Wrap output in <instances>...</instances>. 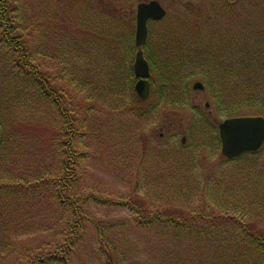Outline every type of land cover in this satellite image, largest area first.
Here are the masks:
<instances>
[{"label":"trees","instance_id":"trees-1","mask_svg":"<svg viewBox=\"0 0 264 264\" xmlns=\"http://www.w3.org/2000/svg\"><path fill=\"white\" fill-rule=\"evenodd\" d=\"M104 1L102 0V3ZM120 1L112 0L114 8L111 9L106 8L107 5L112 6V3L106 0V6L101 8L103 12L101 9L95 12L96 7L101 4L100 0L99 2L98 0L56 1L59 9L55 14L63 16L64 28L67 29L66 34L69 37L63 42L66 46L63 50L60 48V53L68 50V54L64 52L63 60L76 76V80L72 81L73 89L68 92L64 87L56 84L55 77L47 76L44 63L36 57L40 56L39 51L42 52L43 58L45 57L43 39H40L42 46L31 47L28 38L23 33H19L21 27L14 23L12 17L14 9L11 7L14 2L0 0V157L13 155L9 153L11 149H5L9 137L12 136L10 134L14 133L15 124L21 120L17 116V111L23 115L25 108H28L33 115H41L44 123L52 121V115L62 120L60 130L57 129L49 141L53 146L50 148L52 165L58 158L61 164L60 174L53 173L51 169V171L48 170L47 175L38 172L36 176L28 175L14 182L10 181L11 177L3 178L0 175V246L3 248L0 247V252L4 254L11 248L13 242H17L19 233L12 234L7 228L13 221L20 218L19 209L24 205L23 201L31 204L30 201H34L36 195L37 200H40L39 189H43L44 193L47 192V196L53 199L44 200L49 210H54L55 204L58 208L69 209L71 215L70 219L65 220L62 225L61 221L56 220V216L54 217V226L59 227L58 234L48 236L49 239L46 242H40L35 247L27 248L22 242L11 264H68L77 246L84 240L86 223L90 221V218L83 212L82 205H80L82 197L77 194L74 185L80 178L78 173L80 162L86 157V152L78 151L77 148V145L81 144L86 137V132L79 131V128L85 122L84 118L91 109L89 103L87 107H82L81 104L94 99L98 86H100L101 89L99 93L97 92L96 98L98 108L104 110L107 101L102 98V91L108 90L106 84H109L110 88L115 83L112 88L114 90L118 85L124 84L121 81L127 82L128 78H133L132 81H135L134 86H131L134 102L138 105L148 102L139 99L134 91L138 78L135 76L134 66L130 59L132 53L123 52L125 53L123 56L122 53L114 55L112 52L114 43L117 44V39L122 38L121 32L115 27H113V35L106 32L98 34L94 32L100 38L99 45H97L95 41L90 43L89 37L84 33L85 30L79 25L81 21L92 24L93 15L98 14L99 17L100 12L101 14L109 13L108 9L113 10L111 17L122 23L120 11L125 10V15L128 16L133 9H125V7L118 9V5L114 2L119 4ZM230 6L229 3L224 4L223 8L215 6L214 11L223 18L231 10L228 8ZM233 12L237 25H232L235 28L230 36H227L229 33L225 29L223 33L218 32L217 27L209 33L213 38L210 40L203 31L196 30L190 34L195 39V44L191 45L192 42L182 44L185 48L179 53L189 52L191 55L195 53L197 60L193 58L189 60L190 65L195 66L203 65L204 62L208 63L204 59H212L213 55L210 51L213 47L219 48V54L223 55V65L218 69V64L209 63L210 67L206 69V75L201 76L211 92L214 105L218 110L217 116L220 119L223 116L226 118L238 116L248 109L259 110L264 105V102H261L263 93L260 92L261 87L259 86L261 79H258L257 73L258 70L264 68V0H248L242 4L240 2ZM84 14H90V16L86 17ZM104 17H107L109 22L110 17ZM217 22L219 23L218 19ZM133 29L130 30L131 32L127 29V34L130 38L134 37L135 45L136 29ZM216 34L219 36H215ZM152 35L153 32H149L150 38L145 47L149 51L146 55L152 70L153 93L161 101L187 106L190 85L188 83L189 86H184L177 80L181 71L173 69L170 63H166L168 68L160 64L164 60L163 57L159 61L156 59L150 48ZM79 43H82L80 49ZM94 48L97 51H101L100 48L103 51L106 50L108 54L106 62L110 71L103 80L99 81L89 77L84 79L79 73L82 68L83 71L85 70V75L89 76L90 73L96 75L98 68L95 64H90L91 59L89 53L86 52ZM204 51L207 52L208 57L204 56ZM72 57L84 65L81 66L79 63L76 65ZM179 63L182 64L180 61ZM216 68L218 72L225 69L222 74L225 79L222 88L218 83L221 75L216 74ZM167 70L170 71L167 72ZM255 71L256 77L252 79ZM189 75L195 77L191 72ZM222 90L225 91L224 94L221 93ZM232 103L238 106L234 108ZM137 107L139 112L133 114V117L140 118L145 113L142 114L144 110L140 106ZM150 108L151 106H148V109ZM82 117H84L83 122L79 123ZM204 130H206L205 126ZM217 130L218 127L215 125L210 129V132L215 133L214 135H200L202 138H209V136L214 138L208 139L213 146L206 144L204 146L212 149L213 155L217 154V148L221 144ZM130 132L132 134L133 130H129L128 135H113L117 141V147L123 151L121 159L124 163L130 166L131 163L138 162V165H142L141 163L144 162L142 177L151 176L153 178L161 169L163 177L166 174L167 180L172 183L170 184L171 190L169 187L167 190L169 196L182 195L180 193L182 188L185 189L187 181L194 176V173L184 168H176L183 167L180 164L185 165L183 162L186 159L182 157L183 155L174 151H163L155 146L150 147L147 142L144 151L140 150L144 142L139 144L138 136L130 135ZM190 137L191 140L196 138L195 135H190ZM27 138L30 137L25 135V139ZM198 141L203 145V141L199 139ZM33 151H38V148L30 151V154ZM139 152L141 157L137 161ZM262 154H264V145L258 151L246 152L233 159L224 156L227 163H237L238 166L231 169L228 176H223V181L218 183L220 187H215L213 190L210 183L207 184L208 181H203L200 177L190 180L193 182L192 190L199 189L211 202L197 210L183 212L179 208L175 210L156 208L148 213L149 211L137 205L136 201H131V205L128 206L135 211L137 227L147 231L149 238L152 239V244L146 243L149 246L150 258L144 260L143 264H264V162L261 164L259 162ZM126 158L129 159L127 162ZM134 171L137 172V169ZM158 180L164 184V180L158 179L157 175L155 182L159 183ZM191 193L188 191L185 194ZM93 196L96 197L94 193H89L86 199L92 201L91 198H93L103 201L100 197L94 198ZM211 207H213L212 210ZM94 227L97 232L99 251L107 255L106 264H134L133 260L125 262L124 252L119 251V249L122 250L119 245L120 238L109 235L106 223L96 220ZM12 238H14L13 242Z\"/></svg>","mask_w":264,"mask_h":264},{"label":"rangeland","instance_id":"rangeland-1","mask_svg":"<svg viewBox=\"0 0 264 264\" xmlns=\"http://www.w3.org/2000/svg\"><path fill=\"white\" fill-rule=\"evenodd\" d=\"M56 1L57 0H11V2H14L11 5L14 9L12 17L14 23L21 27L19 33H23L25 37L28 38L31 47L42 46L41 40L43 39L45 57L43 58L41 51H39L40 56L36 57L44 63V70L47 76L52 78L55 77V79H57L56 84L58 83L57 85L64 87L65 91L67 90L70 92L73 89L72 81L76 80V76L65 64V60H63L64 52L68 54V50H64V52L60 53V48L63 50V47L66 46L63 42L67 41L69 37L66 34L67 29L64 28L63 16L55 14L56 10L59 9V5ZM105 1L102 3V0H100L101 4L96 7L95 12L100 11L102 6H106ZM108 1L112 3V0ZM158 1L167 9V14L163 19L149 22V32H153L152 45L150 48L158 61L163 57L164 60L160 62L161 65L168 68L166 64L168 62L173 66V69H177L178 72L181 71V74L178 75L180 77H177V80L184 86L190 85V90H188L187 94L188 104L187 106H180L169 103L168 101H161L159 97L155 96L152 89L149 98L145 100L148 102L138 105L137 102H134L131 89V86H134L135 82L134 80L132 81L133 78H128L127 82L120 80L125 85H118L114 90H112V88L115 83L112 84L113 86L110 88L109 84H106L108 90L102 91V98L107 101L104 110L98 108V101L96 98L97 92L99 93L101 89L100 86H98L94 99H89L87 100L88 102L85 101L81 104L82 107H87L89 103L91 110L86 114L85 118H80L81 122L80 120L78 121L82 123L83 118L85 120L80 128L79 124H77L79 131L86 132L85 139L82 140L81 144L77 145L78 151L86 152V157L80 162L78 170L80 178L74 185V189L77 194L82 197L80 205H82L83 212L90 218V221L86 223L84 240L77 246V250L71 255L68 264L107 263V255L99 251L97 232L94 227L96 220L101 223H106L110 236L120 238L119 245L123 251L120 249L119 251L124 252L126 263L132 262L131 260H133L134 264H143L144 260L150 258L148 255L149 246L146 245V243L152 244V239L149 238L150 236L147 231L137 227V216L135 211L131 210L130 206H128L131 205V201H136L135 203L143 207L145 211H149L148 213H150V210L156 208L168 210L179 208L183 212L197 210L198 208L209 205L211 202L208 201V198H205V195H203V192L199 189L192 190L191 185L193 182L190 180L200 177L203 181H208L207 184L210 183V186H212L211 189L213 190L215 187H220L218 183L223 181V176H228L230 170L238 166L237 163L226 162L222 154V142L217 148V154L213 155V150L204 146H213L208 139L210 138L212 140L214 138H212V136H209V138L200 137V135H214L215 133L210 132V129L215 125L218 127L217 135H220L219 124L226 119L224 116L221 119L218 118V110L214 105L211 92L203 82V77L201 76L203 74L206 75V69L210 67L209 63L218 64L217 67L219 69V66L223 65V55L219 54V48L213 47L210 51L213 55L212 59L205 58L204 60L208 63L204 62L203 65L194 66L190 65L189 60L191 58L197 60L195 53L192 55L189 52H184L183 54L179 53L185 48L182 44L191 42V45L195 44V39L190 36L193 31H203L205 35L209 36V38L207 37L208 39L213 40L209 33L213 32L215 28L217 29L218 27V32L221 31L223 33L225 29V31L229 33L227 36H230L233 28L237 25L233 10L240 2L242 4L248 0ZM139 2L141 1L121 0L119 4L114 2L115 5H118V9H122L123 7H125V9H133L128 16L125 15L124 9V11H120L122 23L117 20L116 22L115 19L111 17L113 10L110 11L109 9V13L105 14H101V12H103V9H101L99 17L97 13V15H93L94 20L91 21L92 24L82 21L79 22V25L85 30L84 33L89 37L90 43H94L95 41L97 45H99L98 40L100 38H98L95 33L106 32L113 35V27H115V29L121 32L122 38L119 40L117 39V44L114 43L112 52L114 55L122 53L123 56L125 55L123 52H131L132 55L130 59L132 60L133 66L138 47L136 43L134 45V37H128L127 29H129V31L133 28L136 29V11ZM123 3L126 4L123 5ZM227 3L231 4V6L228 7L231 8V10L222 18L221 15L218 16L214 9L215 6H221V8H223L222 6ZM106 8L113 9V3L110 7L107 5ZM228 8H226V10H228ZM84 15L86 17L90 16V14ZM104 16L110 17H108L110 19L109 22L106 19L107 17ZM118 20H120V18ZM215 36L218 37L219 35L216 34ZM149 38L148 35V40ZM146 45L147 42L143 46V51L147 58L146 54L149 53V51L146 50ZM81 46L82 43H79V49ZM115 46L118 47L115 48ZM99 50L101 51H97L96 48H94V50H86L91 59L90 64H95L98 70L95 76L91 73L87 76L85 75V70L83 71L81 68L79 73L84 79L89 77L99 81L103 80L108 75L110 71L106 62L108 54L106 50L103 51L101 48ZM204 52V56L208 57L207 52ZM93 53L95 55H93ZM72 58L75 60L74 57ZM78 61L79 60H75L76 65L77 63L81 66L84 65L81 61ZM179 61L182 62V64H180ZM224 70L225 69L218 72L216 68V74L221 75V79L218 81L219 87L221 88L224 87L225 83V79H223L224 77L222 75L224 74ZM150 71L151 79V66ZM169 71L170 70H167V72ZM190 72L193 73L195 77L190 76ZM257 73L258 79H261V84L259 85L261 87L260 92L263 93V100L261 102H264V68L258 70ZM254 77H256V71L252 79ZM197 83H202L204 88H195V84ZM134 91L136 93L135 88ZM224 92V90L221 91L222 94H224ZM136 95L138 96L137 93ZM232 105L235 106L234 108L238 106L233 103ZM137 106H140L141 109L144 110L142 114L145 113V115L140 118L133 117V114L139 112ZM148 106H151V108L148 109ZM106 110H110L111 112ZM16 113L21 120L15 124L14 133L10 134V136H12L9 137V142L5 149H11L9 153L13 155H4L0 157V175L3 178L11 177L12 179L10 181L14 182L15 180L18 181L21 178H26L28 175L32 177L36 176L38 172L47 175L48 170L51 171V169L53 173L60 174L61 164L58 158H55L56 161L52 165L50 148L53 146H51L49 141L54 136L56 130H60L61 118L52 115V121L49 120L48 123H44L41 115H33L28 108H25V113L23 115L19 111ZM250 115L264 116V105L259 110L248 109L238 116ZM204 126L206 130H204ZM191 127H193V130H191ZM129 130H133V133L131 134L130 132V135L138 136L140 139L139 144L144 142L140 150L144 151L147 147L145 146L147 142L150 147L155 146L163 151H174L183 155L182 157L186 159V161L184 160L183 162L185 165L180 164V166L182 165L183 167L176 168H184V170L194 173V176L187 181L185 189L182 188L183 191L181 190L180 192L182 195L169 196L167 190L168 187L171 190L172 183L167 180L166 174L165 177H163L160 168L159 172H156L155 177H142L144 171L142 167L145 166L144 162L141 163L142 165H138V162L131 163L130 166L124 163V160L121 159V153H123V151L117 147V141L113 138V135H128ZM25 135H28L30 138L25 139ZM190 135H195V140H191ZM198 139L201 142L203 141V145L199 143ZM34 148H38V151H33L32 154H30V151ZM140 157L141 155L139 152L136 160L139 161ZM128 160L129 159L126 158V162ZM259 160L260 164L264 162V154L260 155ZM4 164L6 165L3 166ZM50 166H52V168H50ZM135 169H137V172L134 171ZM157 175L158 179L164 180V184L159 182V180V183L155 182ZM189 186H191V188ZM188 191L192 193L185 194ZM89 193H94L96 197H100L103 201L93 198H91L92 201L86 199ZM39 195L40 200H37L36 195L35 200L30 201L31 204L27 201H23L24 205L19 209L20 218L17 221H13L10 226H8L7 229L12 234L15 232L19 234L17 235L18 238L16 237V243L13 242L14 238H12L13 245L8 251L4 254L0 252V264H11L12 259L17 256V250L21 248L19 245L22 242L25 244L24 247L26 248L35 247L40 242H46L49 239L48 236H52V234L54 235L55 233L58 234L57 230L59 227L54 226L55 216L56 220L59 219L61 221V225L65 220L70 219L69 217H71V215L69 209H61L54 204L56 208L54 210H49L44 200L53 199L49 198L47 192L44 193L43 189H39ZM212 208L213 207L210 209L212 210ZM215 210L218 212L217 209ZM205 212L208 211L205 210ZM61 215L64 216L59 217ZM261 224L263 225V222H261ZM1 249L3 248L1 247Z\"/></svg>","mask_w":264,"mask_h":264},{"label":"water","instance_id":"water-1","mask_svg":"<svg viewBox=\"0 0 264 264\" xmlns=\"http://www.w3.org/2000/svg\"><path fill=\"white\" fill-rule=\"evenodd\" d=\"M166 14L167 10L158 0L143 1L137 5L136 45L138 51L134 71L139 77L135 89L142 100H147L151 93L150 65L143 51L149 33L148 22L163 19ZM195 88L203 89L204 85L197 83ZM219 131L222 153L227 158L232 159L245 152L257 151L264 145V116L227 118L219 124Z\"/></svg>","mask_w":264,"mask_h":264},{"label":"bare ground","instance_id":"bare-ground-1","mask_svg":"<svg viewBox=\"0 0 264 264\" xmlns=\"http://www.w3.org/2000/svg\"><path fill=\"white\" fill-rule=\"evenodd\" d=\"M136 20H137V17H136ZM148 35H149V33H148ZM147 40H148V38H147ZM135 42H136V35H135ZM146 44V43H145Z\"/></svg>","mask_w":264,"mask_h":264}]
</instances>
